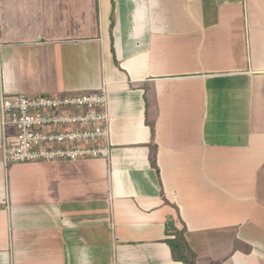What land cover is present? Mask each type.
Wrapping results in <instances>:
<instances>
[{
    "label": "crops",
    "instance_id": "obj_1",
    "mask_svg": "<svg viewBox=\"0 0 264 264\" xmlns=\"http://www.w3.org/2000/svg\"><path fill=\"white\" fill-rule=\"evenodd\" d=\"M104 83L109 161L0 131V264H264V0H0V93Z\"/></svg>",
    "mask_w": 264,
    "mask_h": 264
},
{
    "label": "built area",
    "instance_id": "obj_2",
    "mask_svg": "<svg viewBox=\"0 0 264 264\" xmlns=\"http://www.w3.org/2000/svg\"><path fill=\"white\" fill-rule=\"evenodd\" d=\"M113 120L105 83L95 91L69 94L1 92L2 162L109 161Z\"/></svg>",
    "mask_w": 264,
    "mask_h": 264
},
{
    "label": "trees",
    "instance_id": "obj_3",
    "mask_svg": "<svg viewBox=\"0 0 264 264\" xmlns=\"http://www.w3.org/2000/svg\"><path fill=\"white\" fill-rule=\"evenodd\" d=\"M168 243L172 248L173 258L181 260L185 264H195L194 255L190 252V248L182 235L175 236V238L169 240ZM186 252H190L189 256L186 255Z\"/></svg>",
    "mask_w": 264,
    "mask_h": 264
}]
</instances>
